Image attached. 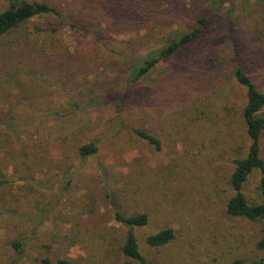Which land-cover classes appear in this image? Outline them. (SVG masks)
I'll return each instance as SVG.
<instances>
[{
    "label": "rangeland",
    "instance_id": "obj_1",
    "mask_svg": "<svg viewBox=\"0 0 264 264\" xmlns=\"http://www.w3.org/2000/svg\"><path fill=\"white\" fill-rule=\"evenodd\" d=\"M27 1L62 19L33 17L0 37V264H139L122 252L126 227L112 201L147 214L134 234L154 264L264 260V219L226 211L234 160L249 146L233 69L240 62L264 90V0ZM198 15L207 17L201 35L127 86L133 61ZM90 141L98 151L83 158ZM260 145L264 159V131ZM261 175L254 169L243 184L249 203L262 201ZM167 227L168 243H146Z\"/></svg>",
    "mask_w": 264,
    "mask_h": 264
},
{
    "label": "trees",
    "instance_id": "obj_2",
    "mask_svg": "<svg viewBox=\"0 0 264 264\" xmlns=\"http://www.w3.org/2000/svg\"><path fill=\"white\" fill-rule=\"evenodd\" d=\"M7 7L0 11V37L16 31L23 23L33 17L54 15L62 19L60 11L43 1H27V0H5ZM126 10V9H125ZM135 11L132 17H135ZM129 13H125L128 15ZM198 25L193 28H187L175 39H170L161 47L147 53L141 58H137L129 68L127 76V86H133L142 77H144L155 65L164 58L175 55L181 48L193 43L202 32V27L207 23V17L197 16ZM20 45V44H18ZM233 76L240 86L245 90L246 102L242 109V118L245 124V132L249 139V146L245 156L234 160V168L229 177V185L233 190V195L227 201L226 211L229 215L244 216L250 220L264 219V159L261 156L260 138L264 131V90L257 87L250 74L240 62H236L233 69ZM115 102L123 100L125 94L119 90L112 93ZM125 98V96H124ZM71 110L78 107V102H72ZM71 110H61V114L66 116ZM131 131L138 137L148 141L156 149H159L160 140L157 136L151 134L145 129L131 128ZM98 151L95 142L90 141L82 144L78 148L81 157L86 158ZM258 169L261 172V178L258 189L262 196V201L249 203L242 193V187L248 175ZM1 183V181H0ZM114 209L115 220L126 227V236L122 244V252L125 256L136 260L139 264H154L146 260L140 253L137 239L134 234V227H140L147 223L148 216L145 212L126 215L124 214L114 201L111 202ZM174 237L172 228L167 227L160 229L156 233L150 234L145 238L146 243L152 247H158L168 243ZM18 245V244H15ZM257 248L264 250V237L259 239L256 244ZM41 264H78L68 259H59L56 263H52L49 258L43 257ZM130 264V263H127ZM229 264H264L263 259L244 261L243 259H234Z\"/></svg>",
    "mask_w": 264,
    "mask_h": 264
}]
</instances>
